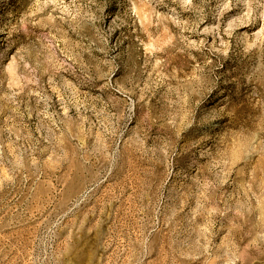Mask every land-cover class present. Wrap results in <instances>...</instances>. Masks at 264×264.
Returning a JSON list of instances; mask_svg holds the SVG:
<instances>
[{
	"label": "rangeland",
	"instance_id": "374dc122",
	"mask_svg": "<svg viewBox=\"0 0 264 264\" xmlns=\"http://www.w3.org/2000/svg\"><path fill=\"white\" fill-rule=\"evenodd\" d=\"M0 264H264V0H0Z\"/></svg>",
	"mask_w": 264,
	"mask_h": 264
}]
</instances>
